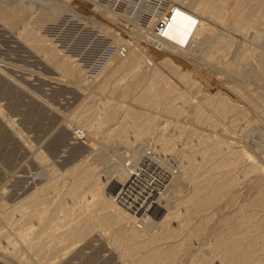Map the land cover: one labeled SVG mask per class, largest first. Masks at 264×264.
Instances as JSON below:
<instances>
[{"label": "rangeland", "instance_id": "rangeland-1", "mask_svg": "<svg viewBox=\"0 0 264 264\" xmlns=\"http://www.w3.org/2000/svg\"><path fill=\"white\" fill-rule=\"evenodd\" d=\"M166 1L203 35L158 41L91 0H0V264H264V0ZM130 164L163 196L117 216L102 198ZM62 231L79 241L50 261Z\"/></svg>", "mask_w": 264, "mask_h": 264}, {"label": "bare ground", "instance_id": "bare-ground-1", "mask_svg": "<svg viewBox=\"0 0 264 264\" xmlns=\"http://www.w3.org/2000/svg\"><path fill=\"white\" fill-rule=\"evenodd\" d=\"M24 1V0H23ZM94 4H97V5H99V6H101L102 8L103 7H105L104 5H101V4H99V3H97L95 0H91ZM207 0H205V2H206ZM241 0H229V2H231V4H229V9H230V12L231 13H233L234 11H235V9H237L238 8V5H237V3H239ZM251 1H254V3L255 4H261V2H263V1H261V0H251ZM139 3V2H138ZM138 3H136V6H138ZM210 3V2H209ZM234 4H236L235 6H233ZM180 6L179 5H177V4H172V6L170 7L171 8V13L173 12V17H172V19H171V21L173 20V18H175L176 17V15H177V13H178V9H180L179 8ZM67 9H69V8H67ZM105 9H106V7H105ZM66 11H68V12H70V10H66ZM113 12V11H112ZM73 14H75V13H73ZM116 15H117V20L118 19H120L121 17L117 14V13H115ZM79 16V15H78ZM72 17H77L76 15H74V16H72ZM85 19V18H84ZM182 19H183V17L181 16V17H179L175 22H176V24H168V26H167V29L165 30V32H164V36L162 37V38H160V37H157V36H155V35H153L150 31H149V29H145V30H140V31H144V33H147V32H149L150 33V35H152V36H154L155 37V39H157L158 41H162V40H164L165 38H166V33H167V31H169V32H172V31H175V29L177 28L176 27V25H179V24H181V21H182ZM79 21V20H78ZM80 21H82V18H81V20ZM170 21V22H171ZM169 22V23H170ZM183 22H184V25H182L181 24V26H184V31H186V32H188V31H191V33L190 34H184V33H182V37L184 38L185 36H186V39H188V40H190L191 41V43L193 42V41H195V39L196 38H198V37H200L201 35H203L202 33L204 32V30H205V28L202 26V24L199 22V20L198 19H196L195 17H190V18H187V19H185V20H183ZM243 23H245V21H243ZM86 24H87V26L89 25V24H93V25H97L98 24V22H91V21H89V20H87V22H86ZM92 25V26H93ZM96 27V26H95ZM94 28V27H93ZM183 31V32H184ZM189 33V32H188ZM216 38V37H215ZM193 40V41H192ZM149 43L151 44V45H153V46H155L156 48H158L159 49V47H158V45L156 46L155 44H153V42H151V41H149ZM201 43V42H200ZM182 46H183V48H182V50H180V51H184V52H189V50H190V47L192 46L191 44H188V49H184V47H185V45L184 44H182ZM192 48V47H191ZM160 50V49H159ZM194 50V49H193ZM118 51H122L120 48H119V50ZM61 53V52H60ZM64 55V54H63ZM67 57V56H66ZM115 57V54H111V56L107 59V61L105 62V66L103 67V68H101V70H100V72L99 73H90V74H92V76L93 77H95V78H98V77H100L103 73H101V72H103V70L105 69V67H106V65H108V63H111V61L113 60V58ZM66 60L67 61H70L69 60V58L67 57L66 58ZM66 63H68V62H66ZM66 63H59L58 64V68L60 69V70H63V71H67L68 73L67 74H69V73H73V72H78L80 69H82V67L80 66V65H76L77 67H79V68H75V69H73V68H71V70L69 69V67H68V64H66ZM166 64L167 65H169V66H174L173 64H172V62L170 61V60H166ZM175 67V66H174ZM141 69V68H140ZM176 69V71L177 72H179V69H177V67L175 68ZM81 71V70H80ZM83 71V70H82ZM132 72V71H131ZM86 73H88V72H86ZM63 76V75H62ZM184 75H182L181 77H182V80L183 79H185L186 80V77L188 78V76H185V77H183ZM96 80V79H95ZM188 80V79H187ZM192 82V81H191ZM89 83V82H88ZM197 85V84H196ZM129 88H131V87H129ZM155 88V87H154ZM128 91H130V90H128ZM125 95V94H124ZM148 95H149V93H148ZM148 95H144V96H142L141 97V103L142 104H147V103H150L151 102V100H152V98H150ZM139 96V95H138ZM163 97V96H165V92H162L161 94H156L155 95V97H156V100L157 101H159V98L160 97ZM128 97V96H127ZM130 97V96H129ZM155 99V98H154ZM3 103V102H2ZM3 112H4V110H3ZM0 114H2L1 112H0ZM17 116H18V114H17ZM112 116V115H111ZM103 120H105V119H103ZM107 120H110V118L109 119H107ZM8 122H10L11 124H13L14 122H15V118H13L12 116H9L8 117ZM137 122V121H136ZM86 125V124H85ZM148 125H149V123H148ZM10 126H12V125H10ZM14 127V126H13ZM16 128H18V127H16ZM83 128H85V126L83 127ZM82 128V130H84ZM89 128V127H88ZM75 129V128H74ZM77 133H76V136L78 135V134H80V132H81V135H78L80 138H82L83 137V135H84V132L83 131H80V129L79 130H77L76 131ZM22 133V132H21ZM78 136H77V138H78ZM75 139V138H74ZM51 145L52 144H54V140H53V142L51 141V143H50ZM54 146V145H53ZM55 148V147H54ZM53 148V149H54ZM78 149H80L79 147H77L76 149H74L73 150V152L71 153V156H70V162H73V161H76V159H77V157H78V155H79V152H80V150H78ZM57 150V149H56ZM92 153H90V155H91ZM89 155V157H92V156H90ZM94 155V154H93ZM89 157L87 156V158L89 159ZM86 158V157H85ZM86 158V159H87ZM87 159V160H88ZM75 164V163H74ZM73 164V165H74ZM134 164L136 165L137 164V162H136V160H135V162H134ZM135 165H132V164H130V167H123L121 170H120V173H119V176H117L116 177V179L115 180H113L112 181V183H113V187L115 186L117 189H118V192H117V194L115 195V197H116V199H114V197L112 198V197H108L107 198V195L106 196H103V201H102V204H104V206H107V207H109V208H113L114 209V211H115V213H117V216H120V215H123V213H125V210L126 211H132V213L133 214H136V215H138V213L139 214H141L143 211H147V209L150 207V205H153L152 207H155V209L159 206V203H160V201H161V197L163 196V193L162 194H160V193H158L157 192V190H155L154 189V187H156L157 186V184H155L156 186H154V179L153 178H151L150 176H147V172H145L144 170H142V169H140V168H138V166H135ZM67 167H69V166H67ZM122 167V166H121ZM145 167V166H144ZM150 167V166H149ZM153 167V166H152ZM78 168V167H77ZM146 168V167H145ZM160 170V169H159ZM68 171H69V169H68ZM86 171V170H85ZM70 172V171H69ZM166 176V175H165ZM162 178H163V176H162ZM83 179V178H82ZM165 180V179H164ZM97 182V181H96ZM98 183V182H97ZM111 183V184H112ZM158 183V182H157ZM94 184H95V182H94ZM138 184H141L142 185V187H141V193H143V194H138V196H134V195H132V192H133V187H135L136 185H138ZM158 187H159V185H158ZM159 190V189H158ZM41 191V190H40ZM115 194V193H114ZM104 195V194H103ZM102 197V196H101ZM37 199V198H36ZM34 199H32L31 201H33ZM154 200H156L155 202H153ZM30 201L29 200H27V201H25L24 203L22 202V206L24 207V206H26L25 204L27 203V207L29 206L28 205V203H29ZM43 202V201H42ZM261 202V201H260ZM260 202H259V204H260ZM31 203V202H30ZM158 204V205H157ZM19 205V204H18ZM31 205V204H30ZM101 205V204H100ZM122 206L123 208H125V210H123L122 208H120V206ZM17 206V205H16ZM103 207V206H102ZM151 207V208H152ZM99 208H101V207H99ZM21 209V208H20ZM32 209V208H31ZM33 210V209H32ZM45 210H46V208L44 209H42L41 208V210H37V211H39V213L38 214H43V213H45ZM112 211V210H111ZM27 214V213H26ZM37 214V215H38ZM23 215H25V214H22V217H23ZM44 215V214H43ZM106 215V214H105ZM135 216V215H134ZM137 218H138V216H136ZM24 218H25V221H26V224L25 225H23V226H25V229L26 228H28V231H30V232H23V234H21L20 235V237H21V240L25 243V244H27L28 246H31L32 245V243H33V240H38V239H41L40 237L42 236V235H36V237H35V239L33 238L34 237V235H33V232L31 231V228L30 227H28V225L30 224L29 222H28V218L26 219V217L24 216ZM51 217H49V219H50ZM165 219V218H164ZM44 220H47V218L46 219H44ZM51 220V219H50ZM141 220H142V217H141ZM24 221V222H25ZM43 223V222H42ZM46 223H47V221H46ZM23 224V223H22ZM42 226V225H41ZM91 226V225H90ZM44 227V226H43ZM42 227V228H43ZM50 226H48L47 225V228H49ZM56 227V226H55ZM41 228V229H42ZM54 228V227H53ZM78 229H80L79 227L77 228V230ZM23 230H24V228H23ZM45 230H46V228H45ZM79 231V230H78ZM84 231V230H83ZM43 233H45V232H43ZM78 233V232H77ZM81 233H83V232H81ZM47 234V233H46ZM51 234V233H50ZM76 235V234H75ZM80 235V234H79ZM54 240H52L53 241V243H52V247H51V249L49 250V252L46 250V251H43V248L44 247H46L47 245V243L46 244H43L41 241H39L38 242V248H39V246H40V248H42V251H43V256H42V259L43 258H45L46 256H47V254H48V256H49V258H50V261L52 260V259H54L53 257H55V256H58L59 254H62V252L63 251H67V250H65L67 247H69V249H70V245H73L74 243H76V242H78L79 240H77L76 238H75V236H74V233L73 232H69V233H66V232H60L59 234H57V235H55L54 237ZM52 238V239H53ZM49 239V238H48ZM47 241V240H46ZM51 241V242H52ZM65 241L66 242H68L69 244L68 245H64V243H65ZM36 242V241H35ZM50 245V244H49ZM26 246V245H25ZM68 249V248H67ZM37 250V249H36ZM41 251V250H40ZM15 250H13V249H11V251H10V254H11V256H14L15 257ZM65 253V252H64ZM40 255V254H39ZM41 256V255H40ZM47 256V257H48ZM46 257V258H47ZM48 258V259H49ZM40 259V258H39ZM239 262V261H238ZM47 263V262H46Z\"/></svg>", "mask_w": 264, "mask_h": 264}, {"label": "built area", "instance_id": "built-area-1", "mask_svg": "<svg viewBox=\"0 0 264 264\" xmlns=\"http://www.w3.org/2000/svg\"><path fill=\"white\" fill-rule=\"evenodd\" d=\"M117 13L120 21L137 30L149 31L162 38L173 17L172 3L166 0H95ZM139 2V3H138ZM138 3V6H136ZM128 19V21L126 20Z\"/></svg>", "mask_w": 264, "mask_h": 264}]
</instances>
